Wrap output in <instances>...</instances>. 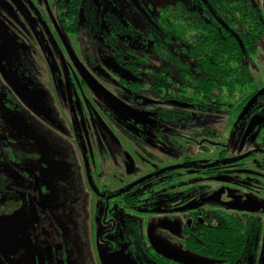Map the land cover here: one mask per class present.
Masks as SVG:
<instances>
[{
    "label": "flooded vegetation",
    "instance_id": "obj_1",
    "mask_svg": "<svg viewBox=\"0 0 264 264\" xmlns=\"http://www.w3.org/2000/svg\"><path fill=\"white\" fill-rule=\"evenodd\" d=\"M124 1L147 24L151 35L147 37L155 39L149 49L144 40L140 48L155 52L164 62L152 67L135 59V53L125 56L114 45L121 65L106 63L118 76L115 81L98 65L89 70L74 43L81 17L88 13L92 19L85 24L88 29L95 27L105 0H84L78 20L69 13V4L76 6L77 0H55L57 13L49 0H0V105L11 116L26 114L22 117L26 132L33 131L44 149L38 154L32 147L26 159L30 169L20 171L13 151L19 134L0 116V163L18 170L27 183V205L38 207L41 221L49 215L43 201L48 193L45 173L66 164L73 168L74 182L83 189L79 194L91 198L97 264H102L103 254L122 249L137 264H260L264 256V106L255 105L262 95L246 112H198L200 108L187 97L159 92L164 86L175 93L177 72L192 73L195 66L177 40L178 24L170 23L169 30L163 27L162 22H170L159 15L164 7L170 6V19L180 12L189 29L193 18L213 25L220 34L225 29L237 40L238 34L213 13L210 0H171L155 19L147 11L150 0L143 5L141 0ZM109 24L118 30L116 21ZM8 47L11 60L7 53L3 57ZM17 52H33L34 65L21 62ZM70 53L95 82L83 74ZM182 55L190 58L192 68L184 67ZM2 68L16 90L3 78ZM38 74L44 78L37 79ZM153 84L159 86L155 91ZM213 112H225L232 119L228 142L207 125L194 127L195 114ZM46 140L55 153L50 154ZM241 228L251 230L245 244L241 238L225 240L213 233ZM37 235L33 245L39 251L31 253L36 258L32 264L67 263L64 243L61 250L51 244L63 240L55 228H37Z\"/></svg>",
    "mask_w": 264,
    "mask_h": 264
},
{
    "label": "rangeland",
    "instance_id": "obj_2",
    "mask_svg": "<svg viewBox=\"0 0 264 264\" xmlns=\"http://www.w3.org/2000/svg\"><path fill=\"white\" fill-rule=\"evenodd\" d=\"M49 1L52 5L51 9H53L54 13H57L54 9L55 0ZM141 1L143 5V1L145 0ZM169 1L171 0H150L147 11L149 10L148 14L151 18L155 19L157 13ZM247 1L255 4L264 14V0ZM36 4L40 6V3ZM104 4L106 5L97 15L100 22L95 24V27H92V29H88L85 22H88L92 18L90 19L89 14L86 13L81 17V31L75 37L76 41L74 43H76L77 54L89 70H94V65H98L102 69L105 68V71L111 79L117 80L118 76L112 73V69L106 63L108 60L112 61L116 66L121 65V62L113 53L112 46L114 45L125 56H128L129 53L131 55L135 53V59L141 58L143 62L151 64L152 67L164 62L155 52L150 54L149 50H142L140 48L143 40L145 41L143 45L147 44L148 49L150 43L155 40L154 38L149 39L147 37L150 33H148L147 24L143 22L140 15L135 14L131 8L129 9L128 4L124 0H105ZM40 10L43 13V7ZM109 20L111 22H117L118 30L109 24ZM149 36L151 37V35ZM145 37L149 41H146L147 39ZM121 44H123V47L120 46ZM6 51L10 53L3 52V57L6 56L8 60H11L12 50L8 47ZM17 55L21 62L31 67L34 65V58H31L34 55L33 52L23 55L17 52ZM179 57L185 63V68H192L193 63L190 58L185 55ZM249 64L255 78L256 86L263 88L264 35L259 38L258 50L249 59ZM172 70L176 72L175 68H172ZM34 73L36 75L37 71ZM42 78L44 76L38 74L37 79ZM261 106H264V93L259 98L255 108ZM201 110L197 109L196 111L201 112ZM205 114H195L193 120L195 121L194 127H201L202 125L205 127L207 125V129H213L214 133H219L221 136L224 134L225 142H228V136L233 131L232 119L225 112ZM11 115L0 105L1 118L19 134L15 139L17 145L14 148L15 150H13L14 157L18 159V169L26 173L30 169L26 159L29 158L32 147L36 149L38 154L44 152L42 141L35 138L33 131L29 134L28 129L26 132V121L24 124V119L22 118L26 114L25 116ZM206 122L207 124H205ZM2 135H5V133L3 132ZM28 138L33 140V143L28 141ZM216 140L218 141L220 138ZM45 143L48 144L50 154L56 152L55 149H52L50 141L46 140ZM48 159L52 161V157ZM32 165L36 167L35 163ZM58 167L56 169H50L45 173L46 178L49 179L44 185L48 193H46V199H43V201L48 208L49 215L47 220L43 219L44 221H41L39 220L40 217L36 214L38 207L36 205L28 207L27 205L24 194L27 189V183L18 176V170L12 169L11 167H4V163H0V264H32V262L36 261V258L31 253L34 254V252L39 251L34 248L33 243H36L38 239L37 228L41 229V227L48 228L50 231H53L55 228V231L61 235L63 240L60 243L51 242V244L61 250L63 247L61 244L62 242L64 243L67 248L66 264H97L95 261V256H97L95 251L98 250V240L93 231L94 221L91 210V198L85 197L84 193L79 194L83 189H80V191L76 186L73 179L74 170L70 165L66 164L63 168ZM35 170L41 171L39 168H35ZM103 171L106 175L111 176L109 171L107 173L104 169ZM108 178L111 179L110 177ZM104 180L106 183H109L106 177ZM229 190L232 191L233 189L229 188ZM16 233L19 237L16 236ZM14 240L20 241L19 244ZM51 248L53 247L49 249Z\"/></svg>",
    "mask_w": 264,
    "mask_h": 264
},
{
    "label": "trees",
    "instance_id": "obj_3",
    "mask_svg": "<svg viewBox=\"0 0 264 264\" xmlns=\"http://www.w3.org/2000/svg\"><path fill=\"white\" fill-rule=\"evenodd\" d=\"M83 2L84 0H77L76 6L69 4V13L74 14L76 20ZM209 2L213 13L238 34L244 50L238 40L225 29L224 33L220 34L213 25L193 18L189 29L185 17L179 15L180 12L176 19L168 18L171 16V9L166 6L159 15L170 22L167 20L162 22V25L169 30L170 23L178 24L181 34L176 36L177 40L183 43L187 49L186 54L192 58L195 66L192 73L184 70L177 72L175 93L168 88L164 90V86H160L159 92L187 97V101L200 109L239 112L259 90L250 69L249 59L257 52L258 40L264 35V15L246 0ZM155 78L158 79L157 76ZM158 88L157 84L151 86L153 91ZM213 233L216 238L222 237L225 240L241 238L245 244L249 240L251 230L226 229L221 235L215 231Z\"/></svg>",
    "mask_w": 264,
    "mask_h": 264
},
{
    "label": "water",
    "instance_id": "obj_4",
    "mask_svg": "<svg viewBox=\"0 0 264 264\" xmlns=\"http://www.w3.org/2000/svg\"><path fill=\"white\" fill-rule=\"evenodd\" d=\"M239 40V38H238ZM240 45L243 47L241 41L239 40ZM70 56L72 57L73 61L75 62V64L82 70L83 74L92 82L95 80L93 79V77L87 72V70L81 65V63L79 62V60L72 54L70 53ZM63 60V59H62ZM1 72L3 74V78L5 79V81L16 90V87L13 84V81L11 79V77L4 71V69H1ZM264 93V88L261 89L259 92H257L256 95H254L252 97V99L248 102V104L245 106L243 112L248 111V109L255 103V101L257 100V98L262 95ZM105 254H103L102 257V264H137L135 261H133L130 256L128 254L125 253V250L122 249L119 252H115L109 256L104 257ZM260 264H264V256L261 260Z\"/></svg>",
    "mask_w": 264,
    "mask_h": 264
}]
</instances>
